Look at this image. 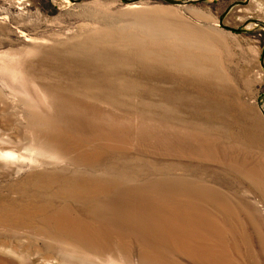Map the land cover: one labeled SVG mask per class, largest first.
Masks as SVG:
<instances>
[{
	"label": "rangeland",
	"instance_id": "obj_1",
	"mask_svg": "<svg viewBox=\"0 0 264 264\" xmlns=\"http://www.w3.org/2000/svg\"><path fill=\"white\" fill-rule=\"evenodd\" d=\"M132 1L0 0V264H264V0Z\"/></svg>",
	"mask_w": 264,
	"mask_h": 264
},
{
	"label": "water",
	"instance_id": "obj_2",
	"mask_svg": "<svg viewBox=\"0 0 264 264\" xmlns=\"http://www.w3.org/2000/svg\"><path fill=\"white\" fill-rule=\"evenodd\" d=\"M78 1V0H76ZM123 1H127V0H123ZM139 0H133L132 2H137ZM162 2H164L165 4H169V5H181V4H188V3H191V2H194V0H190V1H185V2H181V1H176V0H161ZM195 1H201V0H195ZM219 25L221 27H223L224 29H229L228 27L224 26L221 22V19L219 21ZM231 30H234V31H237L235 29H231Z\"/></svg>",
	"mask_w": 264,
	"mask_h": 264
}]
</instances>
